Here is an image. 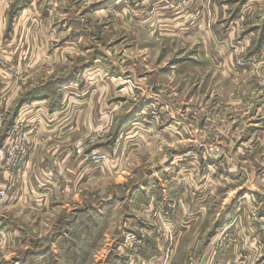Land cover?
Segmentation results:
<instances>
[{
    "label": "rangeland",
    "instance_id": "rangeland-1",
    "mask_svg": "<svg viewBox=\"0 0 264 264\" xmlns=\"http://www.w3.org/2000/svg\"><path fill=\"white\" fill-rule=\"evenodd\" d=\"M244 44L264 0H0V264H264Z\"/></svg>",
    "mask_w": 264,
    "mask_h": 264
},
{
    "label": "crops",
    "instance_id": "crops-1",
    "mask_svg": "<svg viewBox=\"0 0 264 264\" xmlns=\"http://www.w3.org/2000/svg\"><path fill=\"white\" fill-rule=\"evenodd\" d=\"M117 1V3L118 2H121V1H126V0H116ZM133 1V0H132ZM197 1V0H196ZM245 3V2H244ZM243 3V4H244ZM248 34H251V32L250 33H248ZM226 35H229L230 37H232L233 36V32H227L226 33ZM227 48H226V55H225V59H226V65L227 66H231V64H232V56H231V51H230V45H228V43L225 45ZM242 47H244V48H242V49H245V52H244V55H243V58L242 59H244L243 61L245 62V64L243 65L244 67H247V66H249V67H251V66H257V67H259V68H263L264 66V62H262V60L261 59H259V54H261V53H263V50L264 49H262L260 52L261 53H258L259 52V50H258V48H255L256 46H250V44H244V46H242ZM257 51V52H256ZM248 63V64H247ZM247 64V65H246ZM246 65V66H245ZM258 68V71L262 74V71L260 70ZM264 69V68H263ZM237 73V72H236ZM241 73V72H240ZM263 74H264V71H263ZM262 74V75H263ZM236 75H238V74H236ZM3 82L1 81L0 82V87H2L1 86V84H2ZM3 86H8V84H5V85H3ZM2 88H4V87H2ZM32 99H35V100H37V103H39V105H40V107H41V109L43 110L44 108L48 111V110H54V107L52 106L51 107V104L50 103H48V105H47V101L49 100V98H48V95H37V96H35V97H33ZM40 99H42V100H40ZM41 101H43V102H41ZM52 104L54 103V102H51ZM31 139H33V141H35L36 143H38L37 141H38V139H37V133L34 135H31L30 136V140ZM37 148H39V145L37 144V145H33V150L30 152V153H32L33 152V154H30L29 155V158H28V160L25 162V163H23V165L21 166V168H20V174L22 175V176H24L25 175V170H27L28 169V166H29V164H30V156L31 155H34L35 153H36V150H37ZM23 192H24V190H23ZM26 193V192H25ZM33 193V192H32ZM24 194V193H23ZM50 194H51V192L48 190L47 192H46V194H45V198H43L44 200H47L48 198H49V196H50ZM16 195L17 196H14V197H12V198H10V199H8L9 201H12V202H14V203H16V204H19V203H21L22 205H28L30 208H40L41 207V205H44V203H38V202H36V197H34L32 194V196L33 197H31V195H30V197H28V198H25V197H23L22 196V191L20 190V188H16ZM19 202V203H18ZM50 252H48V254H49ZM45 254H47V253H45ZM37 255H38V257H39V259H42V257H44V254L42 255L41 254V252H37ZM50 255V254H49ZM48 258V257H47ZM46 258V259H47ZM62 258L63 259H65L66 258V260L64 261V262H62L61 261V264H78V262H77V260L75 259V261L73 260H71V257H70V255L68 254V252L65 254V255H62ZM43 263V262H42ZM45 263H47L46 261H45ZM19 264V263H18ZM36 264H38V263H36ZM51 264V263H50Z\"/></svg>",
    "mask_w": 264,
    "mask_h": 264
},
{
    "label": "built area",
    "instance_id": "built-area-1",
    "mask_svg": "<svg viewBox=\"0 0 264 264\" xmlns=\"http://www.w3.org/2000/svg\"><path fill=\"white\" fill-rule=\"evenodd\" d=\"M21 140L24 141V140H25L24 137L21 138ZM0 153H1V152H0ZM2 155H3V152H2ZM14 161H15V159H13V157H9V163H10V164H15L16 162L14 163Z\"/></svg>",
    "mask_w": 264,
    "mask_h": 264
}]
</instances>
